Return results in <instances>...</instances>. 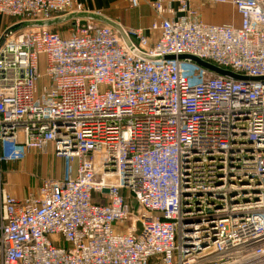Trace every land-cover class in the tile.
Instances as JSON below:
<instances>
[{"label":"built area","instance_id":"1","mask_svg":"<svg viewBox=\"0 0 264 264\" xmlns=\"http://www.w3.org/2000/svg\"><path fill=\"white\" fill-rule=\"evenodd\" d=\"M210 1L239 21L189 0H151L147 28L0 0V264H264V0ZM31 149L64 174L19 198L2 165Z\"/></svg>","mask_w":264,"mask_h":264},{"label":"crops","instance_id":"2","mask_svg":"<svg viewBox=\"0 0 264 264\" xmlns=\"http://www.w3.org/2000/svg\"><path fill=\"white\" fill-rule=\"evenodd\" d=\"M81 2L85 10L78 14L84 20H91L96 25L103 23H110L115 25L117 21H121L125 26L130 28H147L155 20L156 13L150 5L151 0H140L138 7H131L128 0H77ZM192 7L198 10L199 17L216 23H226L232 20L238 22L239 16L234 7L230 3L226 4H213L210 0H189ZM176 8L179 3H175ZM182 13H178L181 15ZM14 21L7 18L0 13V36L3 29ZM58 28V27H56ZM47 161V158L43 159ZM34 162V153L26 156V159L20 163L21 166L31 168ZM9 162L4 163L8 168ZM14 176V175H13ZM6 179L5 185L8 190L16 197L22 198L27 195L24 189L20 187L21 184L26 182L24 176L16 174Z\"/></svg>","mask_w":264,"mask_h":264},{"label":"rangeland","instance_id":"3","mask_svg":"<svg viewBox=\"0 0 264 264\" xmlns=\"http://www.w3.org/2000/svg\"><path fill=\"white\" fill-rule=\"evenodd\" d=\"M65 32H67V30H65ZM32 152L34 153V162H33L31 168H27L25 166L20 165V163L22 161H24L26 159V157H24L20 161L9 162L8 168L5 166V164L2 165L3 178L5 181L11 175L15 176L16 174H19L20 176L25 177L26 182L21 184L20 187L25 190L27 195L30 193L36 192L38 190V188L40 187L42 181L45 178H51V177L56 178V177H60L64 174L63 159L57 157L52 152V150H49L47 153H42L36 149H31L28 152V154H30ZM44 158H47V161H44L43 160ZM8 182H6L7 185H8ZM7 185H5L6 188H7ZM7 190H8V188H7ZM122 193H124V192L122 191ZM124 195L126 197L130 196V194L127 190L125 191ZM69 245L70 244L67 243V246H69Z\"/></svg>","mask_w":264,"mask_h":264},{"label":"water","instance_id":"4","mask_svg":"<svg viewBox=\"0 0 264 264\" xmlns=\"http://www.w3.org/2000/svg\"><path fill=\"white\" fill-rule=\"evenodd\" d=\"M166 58L174 59L175 56L174 55H167ZM179 58H191L192 60L196 61L200 65H202L206 68H209L210 70L215 71L217 73H220L222 75H227V76H230V77H233L236 79H246L247 78V76L238 74V73L233 72V71L228 70V69L221 68V67H219V66H217L211 62L205 61V60L200 59V58L193 56V55L183 54V55H180ZM105 191H108V190L106 189Z\"/></svg>","mask_w":264,"mask_h":264}]
</instances>
